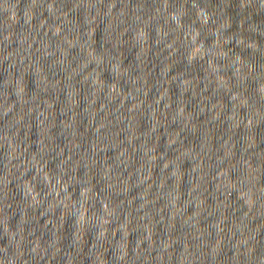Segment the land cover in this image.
Here are the masks:
<instances>
[{"label": "water", "instance_id": "obj_1", "mask_svg": "<svg viewBox=\"0 0 264 264\" xmlns=\"http://www.w3.org/2000/svg\"><path fill=\"white\" fill-rule=\"evenodd\" d=\"M0 264H264V0H0Z\"/></svg>", "mask_w": 264, "mask_h": 264}]
</instances>
